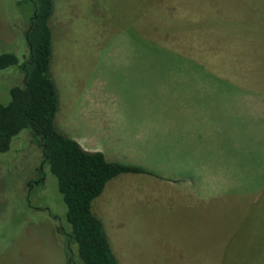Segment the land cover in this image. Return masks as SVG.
Here are the masks:
<instances>
[{
	"label": "rangeland",
	"instance_id": "rangeland-1",
	"mask_svg": "<svg viewBox=\"0 0 264 264\" xmlns=\"http://www.w3.org/2000/svg\"><path fill=\"white\" fill-rule=\"evenodd\" d=\"M31 14L27 0H0V53L27 55ZM49 26L56 129L135 164L145 155L123 138L130 119L170 107L163 92L186 90L178 75H239L202 83L220 85L217 98L199 90V106L215 99L227 113L208 129L211 113H196L199 139L185 156L197 159L201 201L161 180V162H145L149 175H121L94 202L118 264H264V0H54ZM22 77L17 67L0 72V104ZM65 216L56 178L24 130L0 154V264H79Z\"/></svg>",
	"mask_w": 264,
	"mask_h": 264
},
{
	"label": "trees",
	"instance_id": "trees-1",
	"mask_svg": "<svg viewBox=\"0 0 264 264\" xmlns=\"http://www.w3.org/2000/svg\"><path fill=\"white\" fill-rule=\"evenodd\" d=\"M32 6L24 34L27 55L20 61L0 53V72L17 67L22 83L9 90V102L0 104V154L12 140L31 131L43 163L56 178L66 207L69 249L79 264H118L93 204L106 185L125 174H150L140 167L108 162L100 152H87L55 127L59 100L51 77L52 33L49 26L54 0H27ZM194 54V53H193Z\"/></svg>",
	"mask_w": 264,
	"mask_h": 264
},
{
	"label": "crops",
	"instance_id": "crops-1",
	"mask_svg": "<svg viewBox=\"0 0 264 264\" xmlns=\"http://www.w3.org/2000/svg\"><path fill=\"white\" fill-rule=\"evenodd\" d=\"M196 56H198L196 54ZM197 58V57H196ZM168 61V58H166ZM164 58L162 59L163 63ZM212 60V59H211ZM184 61L179 60L178 64L183 65ZM201 65V64H198ZM222 72V71H220ZM227 72V71H223ZM197 74H186L184 73L178 75L177 89L184 88L186 89L184 92L179 91V93L173 96V92L169 93V90H166L168 94H164L162 100L166 99L169 101L171 98L170 107H161V109H154V106L150 107V111L145 110L144 113L146 116L149 115L148 120L146 116L130 119L129 134L124 139L129 140L130 147L134 148L137 151V155H145L138 160V163H134L133 159L130 156H124L119 158H114L115 155L108 153L106 148H102L101 146H95L94 143H84L79 145L82 149L87 152H100L103 154L105 159L111 163H118L117 161L123 160L127 162L129 166H139L143 167L144 170L148 171L144 165L139 163H162L158 164L157 167H161L166 170L168 174L165 177H161V180L169 179V185H176L180 188L179 191L184 196H187L189 199H194L197 201H201V174L198 171V167L196 164L197 159L195 157H186L185 153L190 152L199 139V130L201 127L202 119L200 117L196 118V113L198 112H207L211 113L210 118L204 122L203 127L206 129L212 128L213 123L218 124L219 115L227 113H222V111H218L217 105L220 103L214 99V101H210V106H205L198 103L202 102V98L199 96L200 87L202 90H211L212 96L217 98L219 96V88L220 85L216 84L214 86L202 83L209 82H217L221 80L212 79L210 77H224V76H237L238 74H226V73H218L214 75H210L211 72H206L207 74L196 72ZM230 73V72H227ZM239 76V75H238ZM169 78V77H167ZM238 78V77H236ZM201 83V84H200ZM172 91V87L168 88ZM176 89V90H177ZM226 95L227 93L224 92ZM153 96V95H152ZM173 96V97H172ZM198 106V107H197ZM188 107V108H187ZM164 113H167L168 117L165 121L163 116ZM141 119H144V122H140ZM110 137H114L113 133H109ZM74 140V139H73ZM115 140V139H113ZM78 143V142H77ZM122 164V163H119ZM125 165V164H124ZM150 166H147L149 168ZM163 170V171H164ZM149 175V174H144ZM176 175L177 179H181V185L178 180L171 181ZM173 176V177H172ZM178 183V184H175Z\"/></svg>",
	"mask_w": 264,
	"mask_h": 264
},
{
	"label": "flooded vegetation",
	"instance_id": "flooded-vegetation-1",
	"mask_svg": "<svg viewBox=\"0 0 264 264\" xmlns=\"http://www.w3.org/2000/svg\"><path fill=\"white\" fill-rule=\"evenodd\" d=\"M41 179H42V178L40 177V178H39V181H40ZM68 247H69V245H68Z\"/></svg>",
	"mask_w": 264,
	"mask_h": 264
}]
</instances>
